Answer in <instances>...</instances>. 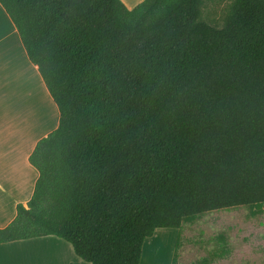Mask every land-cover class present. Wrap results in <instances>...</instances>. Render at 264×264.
Returning <instances> with one entry per match:
<instances>
[{
	"label": "trees",
	"instance_id": "trees-1",
	"mask_svg": "<svg viewBox=\"0 0 264 264\" xmlns=\"http://www.w3.org/2000/svg\"><path fill=\"white\" fill-rule=\"evenodd\" d=\"M205 1L0 0L59 110L0 243L54 235L89 264H140L156 229L264 212V0H230L221 25Z\"/></svg>",
	"mask_w": 264,
	"mask_h": 264
},
{
	"label": "crops",
	"instance_id": "crops-1",
	"mask_svg": "<svg viewBox=\"0 0 264 264\" xmlns=\"http://www.w3.org/2000/svg\"><path fill=\"white\" fill-rule=\"evenodd\" d=\"M122 1L132 8L141 0ZM58 123L59 110L0 4V228L15 217L17 204L26 206L31 198L38 172L29 162V155L37 141ZM58 239L47 235L0 243V264H58L59 260L64 261L61 264H84L71 246L72 250L62 247V239ZM36 241L52 244L39 246L54 250L50 260L37 256L35 248H30ZM53 243L62 247L65 260L58 258Z\"/></svg>",
	"mask_w": 264,
	"mask_h": 264
},
{
	"label": "rangeland",
	"instance_id": "rangeland-1",
	"mask_svg": "<svg viewBox=\"0 0 264 264\" xmlns=\"http://www.w3.org/2000/svg\"><path fill=\"white\" fill-rule=\"evenodd\" d=\"M229 2L230 0L205 1L201 7L202 18L214 25H221ZM219 234L225 237V242L217 241ZM60 241L62 247L71 249L69 243ZM31 244H34L30 248H35L37 256L43 255V258L49 260L52 258L54 250L39 247L52 244H47V241ZM53 245L59 251L58 258L65 260L62 247L59 248L54 243ZM222 246L227 249L226 254L215 257L207 264H262L264 212L253 217L249 215L247 207L239 206L208 212L193 223L183 224L179 229H156L153 235L143 242L140 264H172L176 252L175 264H202L201 260L210 258V254ZM61 262L64 261L59 260L58 264Z\"/></svg>",
	"mask_w": 264,
	"mask_h": 264
}]
</instances>
